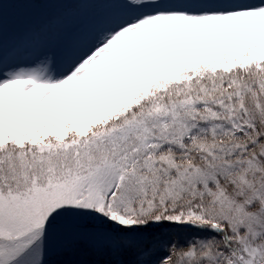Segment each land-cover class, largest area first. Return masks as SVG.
I'll use <instances>...</instances> for the list:
<instances>
[{
	"label": "snow or ice",
	"instance_id": "1",
	"mask_svg": "<svg viewBox=\"0 0 264 264\" xmlns=\"http://www.w3.org/2000/svg\"><path fill=\"white\" fill-rule=\"evenodd\" d=\"M0 264H264V0H0Z\"/></svg>",
	"mask_w": 264,
	"mask_h": 264
}]
</instances>
